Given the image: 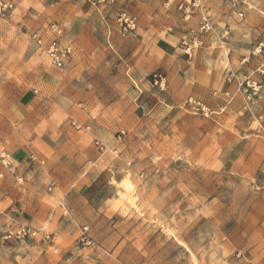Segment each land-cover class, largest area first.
I'll list each match as a JSON object with an SVG mask.
<instances>
[{
  "label": "crops",
  "instance_id": "1",
  "mask_svg": "<svg viewBox=\"0 0 264 264\" xmlns=\"http://www.w3.org/2000/svg\"><path fill=\"white\" fill-rule=\"evenodd\" d=\"M182 1L18 0L21 30L58 22L73 53L63 68L39 57L35 94L1 114V223L47 225L54 238H74L87 226L98 254L141 255L136 240L160 237L145 227L159 220L140 211L141 197L116 209L117 185L169 191L167 221L177 224L196 191L234 178L264 198V90L253 102L237 91L264 64V54H254L264 43V0H245L243 17L228 0H200L186 16ZM121 13L136 19L134 29L121 25ZM204 17L212 29L188 54L182 39ZM157 72L165 76L160 85ZM6 247L0 264H48L40 241Z\"/></svg>",
  "mask_w": 264,
  "mask_h": 264
},
{
  "label": "rangeland",
  "instance_id": "2",
  "mask_svg": "<svg viewBox=\"0 0 264 264\" xmlns=\"http://www.w3.org/2000/svg\"><path fill=\"white\" fill-rule=\"evenodd\" d=\"M13 1L15 16L12 19L0 17V117L8 113L17 97L35 94L32 77L39 57L44 56L50 62L29 38L30 32L21 30L19 3ZM195 177L202 187L203 175ZM234 179L220 187L216 184V188H207L204 194L196 191L194 208H179L177 215H183V221L178 224L167 221V216L174 213L173 208L167 210L169 191L160 193L157 186L138 191L128 184L117 185L115 208L121 209L124 201L134 202L141 197L140 211L146 212L151 220H159L147 222L146 232L160 237L144 240L143 244L136 240L141 255L102 256L91 245L81 244L80 232L74 238H54L52 229L45 225L46 228H42L52 234L50 242L41 241L49 255L48 264H264V198L258 197L259 191L252 189L249 182ZM158 198L159 205L153 206ZM156 211L158 217L154 216ZM18 225L12 220L0 222V251L6 259L11 253L7 245H30L4 238L7 229ZM144 245L152 249H144Z\"/></svg>",
  "mask_w": 264,
  "mask_h": 264
},
{
  "label": "built area",
  "instance_id": "3",
  "mask_svg": "<svg viewBox=\"0 0 264 264\" xmlns=\"http://www.w3.org/2000/svg\"><path fill=\"white\" fill-rule=\"evenodd\" d=\"M231 9L238 12L243 17L244 12L240 10L241 6L246 4L245 0H228ZM200 0L182 1L179 4V8L184 11L186 16L192 14L193 10L199 6ZM16 3L13 0H0V17L6 19H12L15 16ZM121 25L126 29H134L135 21L134 17L129 16L126 13H121L119 16ZM212 29L211 22L208 18L204 17L199 30L195 31L193 37L185 36L182 39V46L184 50L190 54L193 51V46H200L201 40L199 34L208 32ZM65 31L61 24L58 22H51L45 31H36L31 34L32 42L45 54L51 64L58 68H63L65 64L70 60L73 53V46L69 42L64 41ZM254 54H264V43H259L254 48ZM258 76L255 77V76ZM154 83L161 84L165 80V76L161 72H157L153 75ZM264 90V64L258 68L253 74L239 80L237 83V91L244 95L246 102H253L262 99ZM190 103H192L190 101ZM196 111L205 112L204 109L195 106ZM96 147L100 152L107 150V147L100 141H96ZM88 227L82 228V234L79 241L83 245H91V240L88 237ZM4 238L6 240H15L24 243H32L35 241L50 242L52 240V234L47 232L45 228H35L29 225H18L10 227L5 232Z\"/></svg>",
  "mask_w": 264,
  "mask_h": 264
}]
</instances>
